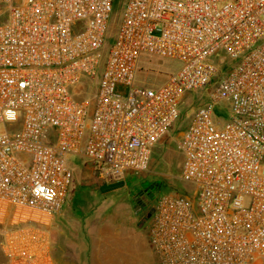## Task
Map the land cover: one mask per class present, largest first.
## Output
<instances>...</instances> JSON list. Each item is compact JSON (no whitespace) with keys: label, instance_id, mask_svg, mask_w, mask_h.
Instances as JSON below:
<instances>
[{"label":"built area","instance_id":"2783aa9c","mask_svg":"<svg viewBox=\"0 0 264 264\" xmlns=\"http://www.w3.org/2000/svg\"><path fill=\"white\" fill-rule=\"evenodd\" d=\"M114 2L0 0L7 264H56L50 229L73 187L69 158L110 181L146 171L187 93L215 79L178 142L184 191L159 197L150 244L160 264L264 259V0H126L105 54ZM142 53L181 65L157 87L136 85Z\"/></svg>","mask_w":264,"mask_h":264},{"label":"rangeland","instance_id":"374dc122","mask_svg":"<svg viewBox=\"0 0 264 264\" xmlns=\"http://www.w3.org/2000/svg\"><path fill=\"white\" fill-rule=\"evenodd\" d=\"M125 3L126 0L114 2L103 46L105 54L116 37ZM222 57H225L223 52H219L213 60L220 63L225 61V59L220 60ZM180 65L181 61L177 59L142 53L135 84L157 87ZM217 83L218 80L215 79L207 87L187 93L181 106L180 117L170 133L154 149L151 163L146 171L129 172L122 180H107L108 185L102 187L101 183L102 189L80 181L73 184L75 189L69 192L61 208L60 219L52 232L55 240L54 254L58 261L76 252L70 244L63 243L65 239L62 232L63 224L73 221L63 220L62 217L69 213L68 219L77 218L80 220L77 225H82L80 241L88 248L85 249L83 258L93 250L101 259L109 258V261L107 259L109 264H160L150 244L151 218H148L147 214L152 211L162 195L184 191L185 182L180 179L183 154L178 142L191 116L198 107L209 100V93ZM77 89H82V86ZM225 103L227 104L228 100L221 102L222 105ZM216 113L223 120L229 117V112H221L219 108L216 109ZM4 131L5 125L0 123V132ZM85 160L87 161L76 155L68 161L71 168H77ZM99 179L103 181L102 178ZM88 234L92 235L93 247L87 238ZM84 247L82 246V250ZM255 264H264V259L258 260Z\"/></svg>","mask_w":264,"mask_h":264},{"label":"crops","instance_id":"0c3cea01","mask_svg":"<svg viewBox=\"0 0 264 264\" xmlns=\"http://www.w3.org/2000/svg\"><path fill=\"white\" fill-rule=\"evenodd\" d=\"M73 169V172H74V183L76 181H80L81 183H85V184H90L92 186H96L97 188L99 187L100 189H102V187H104L105 185H108L107 184V179L105 178L104 175L102 174H99L98 170H96L95 166L89 162V161H84L83 164L77 168H72ZM99 178H102L103 181H101ZM73 183V184H74ZM102 183V185H101ZM102 186V187H101ZM75 188L72 187L71 190H74ZM79 214V213H78ZM84 215V213H82ZM81 215V214H79ZM69 213L66 214V216L64 215V218L63 220H71L73 221L72 223L69 222L68 224H63V230L62 232L64 233V244H70L71 247H74L75 251L74 253H71V256L70 257H65V258H62L60 261H58L55 257V254H54V248H55V240H54V236H53V228L56 227V224H57V221L60 219V212L58 214L55 215L54 219H53V225L50 229V232H51V235H52V255H53V258H54V261L56 264H96V263H99V262H103V263H106V264H109V258L108 261L106 259V257H104L103 259H101L97 253L93 252V250L91 251V253H87L86 257L83 258V254H85V251L88 249L86 247V245H84L81 241H80V237L82 236L80 233H81V226L82 225H77V223L80 221L79 219L77 218H69ZM86 216V214H85ZM2 226L0 225V264H7V258L3 252V249H2ZM88 240H90L91 244H92V235L91 234H88L87 236ZM72 239H74L72 241ZM71 242V243H69ZM82 246H85L84 247V250H82ZM92 247H93V244H92ZM91 247V248H92ZM86 249V250H85ZM89 254V255H88ZM101 260V261H100Z\"/></svg>","mask_w":264,"mask_h":264},{"label":"flooded vegetation","instance_id":"af4514ba","mask_svg":"<svg viewBox=\"0 0 264 264\" xmlns=\"http://www.w3.org/2000/svg\"><path fill=\"white\" fill-rule=\"evenodd\" d=\"M148 214H150V215L148 216ZM148 214H147L148 218H151V216H152V211L148 212Z\"/></svg>","mask_w":264,"mask_h":264},{"label":"trees","instance_id":"16d2710c","mask_svg":"<svg viewBox=\"0 0 264 264\" xmlns=\"http://www.w3.org/2000/svg\"><path fill=\"white\" fill-rule=\"evenodd\" d=\"M226 64H227V63H225L223 66L226 67Z\"/></svg>","mask_w":264,"mask_h":264},{"label":"water","instance_id":"95a60500","mask_svg":"<svg viewBox=\"0 0 264 264\" xmlns=\"http://www.w3.org/2000/svg\"><path fill=\"white\" fill-rule=\"evenodd\" d=\"M150 214H148V216H149Z\"/></svg>","mask_w":264,"mask_h":264}]
</instances>
